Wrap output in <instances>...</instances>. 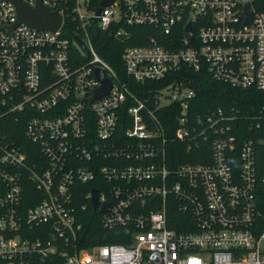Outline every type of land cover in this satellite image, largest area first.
<instances>
[{
	"label": "built area",
	"instance_id": "built-area-1",
	"mask_svg": "<svg viewBox=\"0 0 264 264\" xmlns=\"http://www.w3.org/2000/svg\"><path fill=\"white\" fill-rule=\"evenodd\" d=\"M40 1L56 32L16 25L0 0V264H264V105L198 115L185 82L156 87L187 68L264 92V14L251 0ZM125 27L152 32L122 49L126 82L94 47ZM98 70L111 89L95 98ZM76 194L128 243L79 248Z\"/></svg>",
	"mask_w": 264,
	"mask_h": 264
},
{
	"label": "trees",
	"instance_id": "trees-1",
	"mask_svg": "<svg viewBox=\"0 0 264 264\" xmlns=\"http://www.w3.org/2000/svg\"><path fill=\"white\" fill-rule=\"evenodd\" d=\"M251 6L256 12L264 14V0H251ZM127 37L122 41H117L108 34L99 36L94 42V47L97 54L111 67V70L122 81H127L123 73V69L119 60L120 53L125 47H138L144 45V38L151 35V29L144 27H125ZM183 81L195 93V105L193 111L195 114L201 115L207 110L215 108L229 109L237 108L240 112H251L252 109L264 105V92L255 90H240L233 89L222 83L213 81L204 70L197 72L181 68L176 73L170 74L165 81L160 82L156 87L159 88L170 82ZM129 89L133 93L146 91V88H138L135 84L129 83ZM153 87V86H152ZM156 88V89H157ZM28 148L30 147L27 146ZM177 161H181V157L176 155ZM194 162L195 160H187ZM79 191L86 193L90 186L79 185ZM87 204V201L81 194H76L74 197V205L83 226V231L80 234L78 246L79 248H88L95 245L104 244H122L128 243L126 239V230L124 229H104L100 222L101 214L93 211L88 206L86 211H81L82 205ZM29 207L31 203L23 202V206ZM182 216L176 213V220L179 222ZM62 264V263H61Z\"/></svg>",
	"mask_w": 264,
	"mask_h": 264
},
{
	"label": "water",
	"instance_id": "water-1",
	"mask_svg": "<svg viewBox=\"0 0 264 264\" xmlns=\"http://www.w3.org/2000/svg\"><path fill=\"white\" fill-rule=\"evenodd\" d=\"M10 2L16 11L17 14V22L18 24H25L26 26L33 28L35 30L40 31H50L56 32L61 26L62 18L57 12H50L47 8H45L40 0H37L36 6L31 8L24 4L21 0H7ZM112 0H103L100 5L101 7L109 6ZM244 22L249 21L251 10L250 5L248 3H244L242 6ZM99 14V9L97 10V15ZM189 29V26H186V30ZM93 39L98 37L96 29L93 30L91 34ZM77 43L81 47V49L87 53L86 49L83 47L79 39H76ZM96 79L100 82L101 87L95 92V98H100L103 95L109 93L111 89V82L105 77L103 71H96ZM98 204V192L96 190H92L91 192V205L93 210H95ZM107 208V204H104L101 208V211L104 212Z\"/></svg>",
	"mask_w": 264,
	"mask_h": 264
}]
</instances>
